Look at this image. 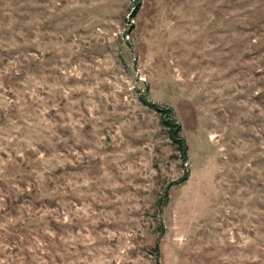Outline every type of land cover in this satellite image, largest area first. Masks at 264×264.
<instances>
[{
	"label": "rangeland",
	"instance_id": "obj_1",
	"mask_svg": "<svg viewBox=\"0 0 264 264\" xmlns=\"http://www.w3.org/2000/svg\"><path fill=\"white\" fill-rule=\"evenodd\" d=\"M0 264H264V0H0Z\"/></svg>",
	"mask_w": 264,
	"mask_h": 264
},
{
	"label": "trees",
	"instance_id": "obj_2",
	"mask_svg": "<svg viewBox=\"0 0 264 264\" xmlns=\"http://www.w3.org/2000/svg\"><path fill=\"white\" fill-rule=\"evenodd\" d=\"M143 103L161 115L160 123L161 125L170 128L169 137L175 143L176 148L180 152L181 159L184 161L186 146H185L184 140L178 135L179 124L174 119L171 108L170 107H158L153 102H148L146 100H143Z\"/></svg>",
	"mask_w": 264,
	"mask_h": 264
}]
</instances>
